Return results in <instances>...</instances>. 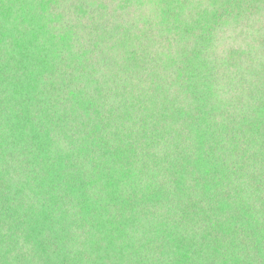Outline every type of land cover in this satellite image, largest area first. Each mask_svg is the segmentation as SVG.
<instances>
[{"label":"trees","instance_id":"16d2710c","mask_svg":"<svg viewBox=\"0 0 264 264\" xmlns=\"http://www.w3.org/2000/svg\"><path fill=\"white\" fill-rule=\"evenodd\" d=\"M0 264H264V0H0Z\"/></svg>","mask_w":264,"mask_h":264}]
</instances>
